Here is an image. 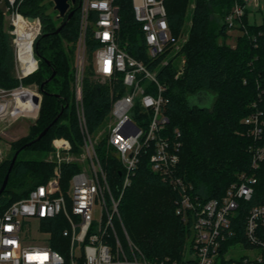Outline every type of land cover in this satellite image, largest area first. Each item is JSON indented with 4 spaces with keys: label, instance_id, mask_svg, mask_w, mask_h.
Here are the masks:
<instances>
[{
    "label": "built area",
    "instance_id": "2783aa9c",
    "mask_svg": "<svg viewBox=\"0 0 264 264\" xmlns=\"http://www.w3.org/2000/svg\"><path fill=\"white\" fill-rule=\"evenodd\" d=\"M115 1L76 0L79 26L75 42L73 101L82 137V153L74 157L68 140H52L51 155L45 160L53 165L51 177L31 189L26 197L12 203L0 216V264H240V261L245 264L248 260L264 261V205L251 207L244 222V239L252 245L250 250L255 253L237 259L227 257L231 248L243 246L240 242L229 243L236 234L233 219L240 203L252 198L257 174L264 163V89L258 93V99L249 106L250 112L240 122L243 128L241 134L249 140L246 147L250 155L249 167L236 175V180L226 187L219 198L203 201L192 192L190 184L177 176L181 133L178 129H167V88L159 80L158 74L167 66L164 57L181 51V48L179 35H173L168 24L166 0H131L147 63L133 57L125 46L120 45L121 19ZM0 2L6 5L5 13L10 17L13 29L15 20L19 17L26 19L17 10L22 0ZM251 2L255 4L258 0H234L222 23L229 35L238 32V36L245 35L255 43L256 36L248 35L243 22ZM37 22L39 24L38 19ZM88 31L95 44L90 60L93 76L100 77L111 86L110 110L107 115L109 135L105 154L114 158L122 170L116 194L87 130L83 111L82 90ZM11 34L16 77L21 80L38 68L33 53V43L37 36L30 48L33 70L26 74L24 65L29 63L21 60L18 36L14 30ZM235 42L236 38L234 45ZM181 72H177L176 76ZM117 81H121L123 87L121 94L113 90ZM23 89L22 84H19L12 91L0 89V93L12 92L14 95L16 90ZM35 95L39 96L37 93ZM143 155H147L151 172L178 194L175 214L188 226V237L180 260L169 257L147 259L132 243L121 221L120 199L130 185ZM69 164L79 169L63 189L62 167ZM31 219L40 221V237L32 235L31 230L26 228ZM52 220H56L58 225L63 224L60 232L61 237L66 239L65 254L51 247V232L42 226V222ZM225 246L227 252L221 259L220 253Z\"/></svg>",
    "mask_w": 264,
    "mask_h": 264
},
{
    "label": "trees",
    "instance_id": "16d2710c",
    "mask_svg": "<svg viewBox=\"0 0 264 264\" xmlns=\"http://www.w3.org/2000/svg\"><path fill=\"white\" fill-rule=\"evenodd\" d=\"M187 1L165 2L168 24L175 36L182 29ZM233 2L234 0H195L189 38L182 48L184 68L176 76V70L168 64L158 74L159 80L167 88V129H178L181 133L177 176L190 184L192 192L203 201L219 198L226 187L236 180V175L249 167L250 155L246 151L249 140L241 134L243 128L240 122L250 112L249 106L258 99V93L264 89V23H249L247 10L243 22L248 35L256 36V42L252 43L247 36L239 35L234 47L229 46L227 41L231 35L227 33L222 19ZM115 3L119 7L121 19L120 45H126L125 49L130 55L147 63L131 0H116ZM48 5L52 6L48 0H22L17 8L24 18L31 17L40 22L39 32L33 43L38 68L21 80L15 76L11 36L5 30L3 10L0 8V89L10 91L19 84H36L42 96L37 122L29 128L26 137L11 142L10 149L16 152L35 139L63 108L47 133L39 141L22 149L19 155L26 150L48 154L55 138L68 140L75 153L81 145L82 137L74 118L73 95L70 90L73 80L71 60L60 46L62 40L70 42V52H74L79 26L78 2L70 8L74 11L73 16L68 21L61 19L59 26L63 25L58 33H54L57 28L49 17ZM86 49L90 61L95 49L90 31L86 34ZM52 72L55 75L41 92L40 84ZM113 90L118 94L123 92L121 81L114 84ZM110 91L109 84L93 78L89 64L83 78L82 94L86 127L90 134L98 130L109 113ZM198 93L211 97L208 107L190 105V98ZM64 117H68V124L61 122ZM97 152L103 154L105 151L99 147ZM19 155L11 169L5 190L0 194V216L12 203L26 197L31 189L45 183L52 175L51 163L44 160H20ZM100 157L116 194L122 179L121 167L114 158L106 154H100ZM10 160L4 159L0 163V187ZM78 169L74 164L63 165V189ZM257 176L252 198L248 202H241L236 212L233 219L236 234L229 241L231 244L240 242L248 249L252 245L244 239V222L251 207L264 205V163ZM177 198V192L151 172L147 155H143L130 185L121 196L119 214L130 240L149 260L165 257L180 260L183 257L188 226L175 214ZM42 226L44 230L51 232V247L65 254L66 239L61 237L60 232L63 224L58 225L56 220H52L42 222ZM226 252L225 246L220 253L221 259ZM240 264L243 263L240 261ZM245 264H264V261L248 260Z\"/></svg>",
    "mask_w": 264,
    "mask_h": 264
},
{
    "label": "rangeland",
    "instance_id": "374dc122",
    "mask_svg": "<svg viewBox=\"0 0 264 264\" xmlns=\"http://www.w3.org/2000/svg\"><path fill=\"white\" fill-rule=\"evenodd\" d=\"M52 4V3H51ZM195 5V0H188L186 3V10H185V14H184V21H183V25H182V29L180 31L179 35V48H181V51H175L173 53L168 54L167 56L164 57V61L167 62V65L170 64L172 67H174V69L176 70V74L177 72H179L180 70H182L184 68L185 65V56L182 52V48L183 46L186 44V42L188 41V36H189V29H190V25H191V16H192V10L194 8ZM49 17L52 18L53 24L55 26V28H58L59 25L61 24V19H57V12H55L53 10V4L52 6H49ZM0 8L3 10V15H4V24H5V30L6 32L11 36V46L13 48V35L11 34V32L14 30L13 27L11 26V19L10 17L5 13V8L6 5L3 2H0ZM248 21L251 24H256V25H260L262 23H264V0H258L257 3L254 4V2H251L248 5ZM40 24V22H39ZM231 38L228 39L227 43L229 46H234V39L236 38V36H238V32H231ZM60 46L63 50V52L67 55V57L69 58V60H71L70 64H71V68L70 70L72 71L73 74V80L71 82V93L73 95L74 91H75V78H76V69H75V63H76V49H74V52L71 53L70 52V47L72 46V43L67 42L65 40H62L60 42ZM126 46V45H123ZM91 60V59H90ZM85 70L87 68V66L90 64L91 65V61H89L88 59V55H87V59L85 61ZM92 67V66H91ZM85 75V73H84ZM15 76H16V72H15ZM17 78V77H16ZM93 78L101 83H105L108 84L107 81H104L103 79H101L100 77H96L93 76ZM25 89L32 91L34 93L39 94V96L42 98L40 92L38 91V87L36 84H26V85H22ZM17 88V87H16ZM15 89V88H14ZM13 90V89H12ZM11 90V91H12ZM17 91V90H16ZM12 92H8V93H0V103H5V101L8 103H10V107L15 105V98L14 95L11 94ZM15 93V92H14ZM74 103V101H73ZM211 103V97L208 98L207 101V105H210ZM39 110H40V105L38 108V113H36V115L34 117H30V116H25V115H17L12 116L10 114H8L7 116L1 118L0 122H4L5 124L11 122L13 124V128L15 127H23L21 129L26 130L27 132V128H30L32 125H34L37 122V119L39 117ZM74 118L77 120L78 122V116L76 114L75 111V105H74ZM71 118V117H70ZM68 117H64L62 119V123L63 124H68ZM79 127V125H78ZM8 132H11V129H8ZM109 135V119L108 117H106L103 122L101 123V125L99 126L98 130L96 132H94L93 134H91V138L95 144L96 150H98V148H104L105 151V146H106V142H107V138ZM26 137V136H25ZM0 138L4 139V140H8V141H13L12 138H8L4 133L0 134ZM23 138V137H20ZM19 138V139H20ZM11 142H9L8 144H6L5 142V148L7 145H9V150L6 153V155L3 157L4 159H11L12 155H13V149H10V144ZM103 146H100V145ZM81 145H82V139H81ZM81 145L78 148V151L76 153L74 152V157H79L81 156ZM8 148V146H7ZM101 155L105 154V152L100 153ZM99 154V155H100ZM51 155V152H49L48 154H40V153H36L33 150H26L24 152H22L19 155V159L20 160H25V161H29V160H46L47 158H49ZM85 165V164H84ZM40 226V221L36 220V219H31L29 220V223H27V227L29 230H31L32 235H36L38 237H40V233L38 231ZM255 252L245 248L243 246H235L233 248L230 249V251L227 254V257L232 258V259H237L240 258L242 256H250L252 254H254Z\"/></svg>",
    "mask_w": 264,
    "mask_h": 264
},
{
    "label": "bare ground",
    "instance_id": "6f19581e",
    "mask_svg": "<svg viewBox=\"0 0 264 264\" xmlns=\"http://www.w3.org/2000/svg\"><path fill=\"white\" fill-rule=\"evenodd\" d=\"M14 26V33L18 36L20 58L25 63H29L24 65V71L28 74L33 70L34 66L33 60L30 58V48L31 43L39 32V24L36 20L29 22L19 17L15 20ZM34 95L35 93L25 89L15 91V105L10 107V103L0 104V117L3 118L8 114L15 117L20 114L34 117L38 113V107L32 100Z\"/></svg>",
    "mask_w": 264,
    "mask_h": 264
},
{
    "label": "water",
    "instance_id": "95a60500",
    "mask_svg": "<svg viewBox=\"0 0 264 264\" xmlns=\"http://www.w3.org/2000/svg\"><path fill=\"white\" fill-rule=\"evenodd\" d=\"M50 1L52 4H53V10L55 12H57V16L56 18L57 19H66V21H68L74 14V11L71 10V6L75 5L76 3V0H48ZM70 1V3H69ZM27 21L29 22H32V21H37V19H34V18H31V17H28L26 18ZM63 25V24H62ZM61 26H59L54 33H58L61 29ZM55 75V72H52L51 76L47 79H45L39 86V90L42 92L43 91V87L44 85L49 82L52 77ZM208 98L209 96L206 95L205 93H198L196 95H194L193 97L190 98V105L191 106H197L199 108H206L208 107L209 105H207V101H208ZM32 100L33 102L36 104V105H40V102H41V97L38 96V95H34L32 96ZM63 112V108L61 109L60 113L58 114V116H56L54 118V120L52 121L51 124H49V126H47L46 128L43 129V131L35 138L33 139L31 142H28L27 144H25L23 147H21L19 150H17L16 152H14L11 160H10V164H9V167H8V170H7V173L4 177V180L1 184V187H0V194H2V192L5 190V187L7 185V182H8V178H9V174L11 172V169L20 153V151L22 149H24L25 147H28L30 146L32 143H35L37 141H39L46 133L47 131L49 130L50 126L52 124H54L58 117L61 115V113Z\"/></svg>",
    "mask_w": 264,
    "mask_h": 264
},
{
    "label": "crops",
    "instance_id": "0c3cea01",
    "mask_svg": "<svg viewBox=\"0 0 264 264\" xmlns=\"http://www.w3.org/2000/svg\"><path fill=\"white\" fill-rule=\"evenodd\" d=\"M21 128L23 127L19 126V127L13 128V124L11 122H9L8 124L7 123L5 124L4 122H0V134L4 133L8 138H12L13 141L18 140L20 137H25L28 135L29 128H27V132L26 130H23ZM8 129H11V132H8ZM4 142L8 144L11 141L0 138V163L4 160L3 157L6 155V153L9 150V145H7L8 148L7 146L5 148Z\"/></svg>",
    "mask_w": 264,
    "mask_h": 264
}]
</instances>
